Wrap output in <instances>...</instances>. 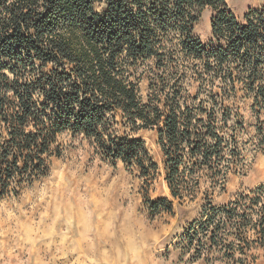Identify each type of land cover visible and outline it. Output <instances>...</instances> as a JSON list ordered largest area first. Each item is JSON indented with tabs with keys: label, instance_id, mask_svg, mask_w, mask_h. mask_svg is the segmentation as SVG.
Listing matches in <instances>:
<instances>
[{
	"label": "trees",
	"instance_id": "obj_1",
	"mask_svg": "<svg viewBox=\"0 0 264 264\" xmlns=\"http://www.w3.org/2000/svg\"><path fill=\"white\" fill-rule=\"evenodd\" d=\"M205 9L216 47L192 36ZM173 33L179 51L166 56ZM178 53L199 65L179 72ZM147 62L144 102L137 69ZM241 91L255 115L264 113V7L239 21L225 0H0V195L15 196L42 175L63 133L149 178L156 166L134 136L145 129L157 132L172 198L195 195L204 180L220 187L238 168L243 123L228 101ZM207 207L205 224L216 228L210 246L223 245L218 231L228 223L243 243L247 227L264 243V186L220 210ZM219 214L227 221L214 224Z\"/></svg>",
	"mask_w": 264,
	"mask_h": 264
},
{
	"label": "clouds",
	"instance_id": "obj_2",
	"mask_svg": "<svg viewBox=\"0 0 264 264\" xmlns=\"http://www.w3.org/2000/svg\"><path fill=\"white\" fill-rule=\"evenodd\" d=\"M15 196L0 195L2 264H153L134 179L70 134Z\"/></svg>",
	"mask_w": 264,
	"mask_h": 264
},
{
	"label": "rangeland",
	"instance_id": "obj_3",
	"mask_svg": "<svg viewBox=\"0 0 264 264\" xmlns=\"http://www.w3.org/2000/svg\"><path fill=\"white\" fill-rule=\"evenodd\" d=\"M225 3L228 10L239 21L248 11L264 7V0H225ZM211 16L209 9L201 12L192 36L202 44L216 47V43H211ZM180 37L178 33L170 36L171 42H168L165 48H172V52H166V56L179 51L177 43L181 40ZM182 55L181 53L173 55L175 60L173 61L179 72L199 65L196 61L180 59ZM145 64L148 66L142 65L137 69L140 78V97L144 102L147 101L148 78H152L151 73H148L151 63ZM162 70H158L156 74H160ZM186 73L190 74L188 71ZM187 90L193 92L195 89L187 87ZM228 102L242 117V129L236 136L240 157L237 171L229 174L226 182L220 187L219 185L212 186L209 180H204L197 188L195 195H192L193 197H185L183 200L172 198L165 181L163 156L157 144L158 136L154 129L140 130L134 135L144 143L146 153L151 158L150 164L156 166L155 171L152 168L148 169L149 173L154 172L153 176L142 177L137 167L126 165L120 160L113 165L114 167L122 166L134 179V191L142 210L147 215L145 225L154 241L153 264H264V243L256 242L257 236L250 227L243 230L245 233L243 240L245 238L248 245L236 237L239 231L231 227L230 223L224 227L220 226L222 229L218 231V236H224L223 245L217 241L213 246L208 243L210 234L216 229L213 224H205L208 219L205 218L204 211L208 208V204L215 207V210H220L235 202L239 197L249 195L259 186H264V145H259L260 139L256 134L258 120L264 122V113L255 115L256 110L251 109L252 99L246 97L242 91ZM62 135L68 136L69 133L59 135L56 140L61 146L58 157L64 148L60 140ZM70 136L73 139L83 140L89 146L93 145L90 140L82 136ZM93 151H97V148H93ZM58 157L50 158L49 162ZM100 157L99 153L98 159ZM161 199L166 200L167 203L156 208L152 207V203ZM206 214V216H211L213 212ZM219 218L227 221L226 215L219 214L213 218L214 224ZM230 244L233 246L228 247ZM0 264H2V258H0Z\"/></svg>",
	"mask_w": 264,
	"mask_h": 264
}]
</instances>
